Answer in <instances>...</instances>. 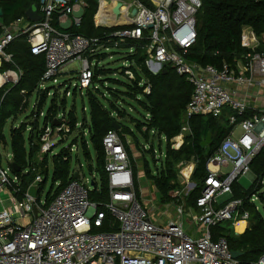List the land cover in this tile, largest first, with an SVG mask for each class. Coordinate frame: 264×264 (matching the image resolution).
Segmentation results:
<instances>
[{
  "label": "built area",
  "instance_id": "built-area-1",
  "mask_svg": "<svg viewBox=\"0 0 264 264\" xmlns=\"http://www.w3.org/2000/svg\"><path fill=\"white\" fill-rule=\"evenodd\" d=\"M36 4L40 15L37 21L24 15L1 26L0 89L19 81L22 71L15 66L8 46L24 36L30 52L44 57L39 89L44 90L48 83L55 85L61 70L77 63V79L72 85L84 95L96 64L92 56L106 50L98 38L68 31L80 27L86 4L83 0H37ZM200 7L201 0H148V5L139 0H97L93 16L97 27H124L112 33L114 46L127 39L144 40L140 48L146 54L144 65L152 74L170 66L191 84L184 124L176 136L180 142H173L172 148L182 144L188 133L187 121L193 115L217 117L226 107L233 112L228 117L233 129L207 161L208 175L195 199V208L187 209L180 198L172 204L175 217L165 223L155 221L135 196L129 156L114 130L102 138L108 184V200L103 203L89 198L95 183L91 180L93 185H88L80 174L51 198L47 193L41 195L44 180L40 174L22 190L21 177L12 172L11 161L3 166L0 157V194L13 201L12 207L5 206L0 196V264H236L226 239H213L211 228L224 222L233 228L235 223L248 220L241 199L219 203L218 198L231 194L232 185L250 173L252 160L264 148V104L256 105L249 99L252 90L257 98H264V54L254 51L259 40L245 26L241 45L251 52L238 58L235 68L227 64L201 67L188 62L185 53L196 39L195 15ZM103 8L117 21L107 23L106 16L98 17ZM4 64L9 66L2 69ZM62 126L60 120L54 127L48 123L39 134L43 151L51 147L50 138L60 140V136L51 134L61 131ZM236 128L240 134L233 137ZM6 155L11 159L10 152ZM179 166L183 178L189 180L194 163L180 162ZM188 166L185 174L183 169ZM30 186H35V196L28 194ZM256 200L255 194L249 199L252 203ZM183 218L199 235L186 233ZM105 222L109 226L116 223V228L93 231ZM256 264H264V253Z\"/></svg>",
  "mask_w": 264,
  "mask_h": 264
},
{
  "label": "trees",
  "instance_id": "trees-1",
  "mask_svg": "<svg viewBox=\"0 0 264 264\" xmlns=\"http://www.w3.org/2000/svg\"><path fill=\"white\" fill-rule=\"evenodd\" d=\"M86 4L79 28H71L68 31L84 35L86 37L98 38L105 44L106 50L96 53L93 59L96 64L93 68L91 86L84 91V98L88 106V121H84V129L88 134V143L94 152V164L88 169L95 172L93 178L94 189L89 190V198L95 202L103 203L108 200V184L104 168V149L102 138L109 130H114L119 136L128 153L133 176L135 196L141 201L137 171L134 166L130 143L131 138L144 155L150 151L152 160L155 161V170L150 172L149 178L153 181L160 202H179L178 198L169 196V192L176 185V175L173 165L177 163L193 162L194 167L190 176L195 182V188L190 192V197L184 201V206L195 208V199L200 195L204 186V180L208 175L206 167L208 159L217 150L220 143L229 135L233 126L229 124L228 117L233 112L228 107L215 117L212 115L197 114L187 121L188 133L185 134L182 144L172 148L170 140L180 133L184 124V113L186 105L192 93L191 84L184 76L177 74L170 66H166L157 74H152L144 65L145 52L140 48L144 40L127 39L117 46L112 44V33L119 27H97L93 23V16L97 10V0H83ZM148 5V0H140ZM37 0H0V33L1 26L9 25L15 19L24 16L25 11ZM196 39L193 45L185 53V59L201 67L211 65L220 68L227 64L235 68L238 58L251 52L250 49L241 45V31L243 27H250L259 39L255 52L264 54V0H201V7L195 15ZM110 47L123 50L124 60L128 62L120 73L129 71L132 77L124 75L127 80L121 81L110 78L107 75L114 73L112 70L100 66L102 60L107 56L105 53ZM8 51L13 54V62L22 74L19 81L14 85H4L0 89V144L9 146L12 155L11 164L14 163L18 170L12 172L21 177L22 190L32 182L36 173L31 174L30 168L36 155L37 146L33 142L39 139V130L36 122L31 124V130L25 135L27 126L20 123L9 129V143L4 135V127L8 119H15L18 114L25 111L29 98L33 95L37 100V108L40 111L46 95L51 87L46 86L44 90L38 88L39 79L44 71L45 61L42 55H34L29 50V44L24 36L12 41ZM9 65L4 64L2 69ZM73 77L77 79L74 71ZM112 77V76H111ZM66 81V80H65ZM63 81V86L65 82ZM109 82L110 86H106ZM72 85L65 87L63 98L58 108L57 95L53 92L49 107L44 116V123L54 127V117L57 111L63 112L65 107V94ZM119 86L123 90L119 89ZM77 91V88L73 86ZM148 89V91H145ZM135 102L136 108L142 111L141 119L133 118L128 110L129 103ZM134 125L135 130L142 135L145 143L149 137L157 135L166 139V148L163 157L155 158L152 147L147 149L138 141V137L132 129L125 125L127 120ZM67 119V120H66ZM63 123L75 128L76 117L73 111L66 114ZM116 126V128H114ZM153 131V133H150ZM63 140L58 141L61 143ZM58 143V144H59ZM62 148L59 152L52 154L51 179L52 185L47 192L51 198L59 192L70 181L75 179L77 171L71 167V148ZM81 148L84 159L91 162L92 158L87 147V140H81ZM154 155V156H153ZM47 156L42 158L38 174L42 175L44 184L48 178ZM147 164V162H146ZM11 166V165H10ZM27 170L26 173H23ZM148 172V169H146ZM254 180L248 189L242 188L238 182L231 187L230 199H241L242 209L248 212V226L246 230L236 235L232 231L229 222L220 223L211 228L212 238L224 237L230 250L239 251L241 254L236 259V264H256L260 255L264 253V218L249 201L252 195L264 202V192H261L260 183L264 179V148L255 156L250 165ZM79 173V172H78ZM54 187V184H56ZM116 228V223L108 225V222L100 227L94 228L95 232H107Z\"/></svg>",
  "mask_w": 264,
  "mask_h": 264
},
{
  "label": "rangeland",
  "instance_id": "rangeland-1",
  "mask_svg": "<svg viewBox=\"0 0 264 264\" xmlns=\"http://www.w3.org/2000/svg\"><path fill=\"white\" fill-rule=\"evenodd\" d=\"M124 1H129V0H124ZM105 53L107 54V56L102 60V62L100 63V66H103L104 69L105 68L110 69L112 70V72L114 71V73L108 74L107 76L110 78L121 80V81L127 80L125 76L130 75L131 73L129 71H126L124 74L125 76L120 73L121 69L124 66H127L128 64V62L124 60L123 50L116 48V47H110ZM76 68H77V63H73L69 66H66L65 68L61 70L57 78V83L53 85V87H51L50 93L46 95V99L40 111L37 108L38 100L37 99L35 100L34 96L32 95L27 102V107L25 111L21 114H18L15 119L11 118L7 120L6 125L4 127V135L8 143H9V129L12 126H18L20 123H24L27 126L25 135H27V132L31 130V124H33L34 122L37 123L39 130L42 129V132H43V129L47 125L44 123V116L46 114L47 108L49 107V104H50L49 102L53 96L52 95L53 92H55V94L57 95V99H58L57 106L58 108H60L61 107L60 100L63 98L65 87L70 84L72 85V83H75L76 81L75 77H73V73L76 70ZM63 81L67 82L64 84L65 87L62 85ZM109 84L110 83L107 82L106 86H110ZM47 86H52V84L48 83ZM119 89L123 90L122 87L120 86H119ZM64 98H65V107L63 109L64 113H62L61 111H57L56 115L59 116L58 118L60 122L63 123V121L66 118V114L68 112L73 111L76 117V122H77L75 125V128L70 129V127L64 124V126L61 127L62 129L61 131H53L51 134L52 137H55L56 135H58L63 141L59 143L58 141H55L53 138H50L52 139L53 143L51 147L46 151H43L41 149L42 141L40 139L35 138L33 141L37 146V151H36L35 158L33 160V166L30 168L31 174L33 173L38 174L39 172L38 169L41 165L42 158L45 155L48 158L47 167L49 169V174H48V178L46 182L42 184V193L40 192L42 196L46 195V193L48 192V190L50 189L52 185V179H51L52 154L55 152H59L62 148H65L69 146L70 144H72V142L75 143V145H73L71 148V154H70L72 169L77 171V173L79 172L82 178V181H86L88 185H90V182L93 178L97 179L95 172L93 170L90 172L88 169L89 165L94 167L95 164H94V152L91 148L90 143H88L87 131L83 130L85 126L84 125L85 123L83 120H86V122L88 121V109H87L88 106H87L86 99L84 98V96L80 95V92L78 90L76 91L73 89V85L70 87V95H67L66 93ZM129 105L132 108L130 109L129 107H127L126 109L130 113V115L135 119H141L142 118L141 115L143 114V112L139 111L136 108L137 106L135 102H131L129 103ZM59 120L56 125H59ZM125 120H127L125 125L129 126L132 129V131L136 133L140 144L147 145V148L152 147V149L155 152V156H156L155 158L157 159V162H158V158L160 156L163 157L164 155L166 144H167L166 139L163 136L158 137L157 135H154L152 137H149L150 138L149 141L145 143L142 135H140L135 130L134 125L131 122H129L130 118H125ZM235 131L239 132V129L236 128ZM82 139L87 140V147L90 151V155L92 158L91 162H87V160L84 159L82 148H81ZM132 141L133 140L131 138H128V142L130 143L129 148L131 150L133 161H134V166L137 171V180L139 183L141 201L143 205L145 206L148 214H150L155 219V221L157 220L158 223H165L166 220L169 218V216L171 217L173 215L172 213L174 211V208L172 204H175L176 202L171 201L170 205L166 206L165 204H167L168 202L166 203V202L159 201V197L157 195V191L153 184V181L149 178L150 172L151 171L153 172L156 168L154 167V164H153L155 161L152 160V154L150 153V151H146L144 152V155H143L141 150L137 146H135ZM178 141H180V137H177L176 140L174 139L173 141H170V145L171 144L174 145L175 143L177 145ZM9 152H10L9 146L0 144V157H1V164L3 166H7V163L11 161V159H9V156L6 155V154H9ZM173 168H174V172L176 175V185L174 188L170 190L169 196L172 197L173 195L174 196L179 195V197H175V198H178V200L182 198L183 201H187L188 198L190 197V192L192 191V189L195 188V182L192 181L191 178H189V180H186L183 178V176L180 173L182 167L179 166V163L174 164ZM146 169H148V172ZM253 180H254V175L252 172H250L247 175L241 176L238 179V184L242 188L248 189L251 183L253 182ZM260 186H262L261 192H264V179H263V182L260 183ZM55 187H56V184H54L53 188ZM0 196L4 201H6L4 202L5 206L9 205L10 207H12L13 201L9 199L7 195L1 193ZM230 197H231L230 194L219 197L218 202L219 203L226 202L227 200L230 199ZM254 204L256 205L257 210L259 211L261 216L264 218V202H262L261 200H256L254 201ZM184 223L188 224L189 220L185 219ZM185 228H186V225H184V230Z\"/></svg>",
  "mask_w": 264,
  "mask_h": 264
},
{
  "label": "water",
  "instance_id": "water-1",
  "mask_svg": "<svg viewBox=\"0 0 264 264\" xmlns=\"http://www.w3.org/2000/svg\"><path fill=\"white\" fill-rule=\"evenodd\" d=\"M117 8H118V5L117 4L113 5V9L115 11L117 10ZM1 13L2 12H1V9H0V15H1ZM24 14L27 17V19H29L30 21H37L40 18V15L37 12V4L36 3L35 4H31L27 8V10L25 11ZM164 71H165V69L163 68L162 69V72H164ZM54 124H57V122H54ZM114 128H116V126ZM11 168L13 170H15V171L18 170V167L14 163L11 164ZM78 178H79V174L76 173L75 174V179H78ZM91 185H93V182L92 181H91ZM28 194L31 195V196H35L36 195V188H35V186H30L28 188ZM240 254L241 253L239 251H233V250H231V255H232V257L234 259H237Z\"/></svg>",
  "mask_w": 264,
  "mask_h": 264
},
{
  "label": "crops",
  "instance_id": "crops-1",
  "mask_svg": "<svg viewBox=\"0 0 264 264\" xmlns=\"http://www.w3.org/2000/svg\"><path fill=\"white\" fill-rule=\"evenodd\" d=\"M130 1V0H129ZM140 1V0H139ZM142 2V1H141ZM263 39V35H262V37H261V40ZM259 40V39H258ZM252 102L254 101V103L256 104V105H262V104H264V98L263 99H259V98H257V95L255 94V92L252 90V92H251V94H250V98H249ZM239 129V128H238ZM240 134V130H239V132H236V131H234V134H233V137H237L238 135ZM10 165H11V163H10ZM251 172V171H250ZM79 174V173H78ZM190 207H187V209H189ZM257 208V207H256ZM173 215L171 216L172 218L173 217H175L174 216V211H173V213H172ZM167 216H168V214H167ZM169 218H170V216H169ZM185 219H187V218H183V221H185ZM240 222H244V221H240ZM239 222H237V223H235V225L233 226V228H232V231H233V233L234 234H236V235H239V234H241V233H243L245 230H246V228H247V226H248V220L245 222V224H244V227H243V229L241 230V231H237L236 230V226H237V224H238ZM184 225H186V228H185V231H186V233L187 234H189V235H191V236H197V235H199L197 232H195V229H194V227H193V225L191 224V222L189 221V223L187 224H184ZM232 227V226H231Z\"/></svg>",
  "mask_w": 264,
  "mask_h": 264
},
{
  "label": "bare ground",
  "instance_id": "bare-ground-1",
  "mask_svg": "<svg viewBox=\"0 0 264 264\" xmlns=\"http://www.w3.org/2000/svg\"><path fill=\"white\" fill-rule=\"evenodd\" d=\"M102 16H106L107 17V23H113L116 22L117 19H115L114 17H108V13H106L105 9L103 8L102 10L99 11L98 17H102ZM180 141H178L177 143L179 144ZM190 166L186 167L185 169H183L184 173L187 174V169ZM245 222H239L236 226V230L237 231H241L244 227Z\"/></svg>",
  "mask_w": 264,
  "mask_h": 264
}]
</instances>
